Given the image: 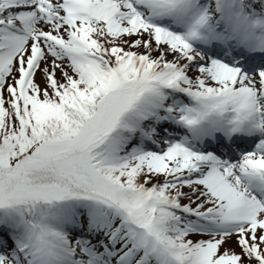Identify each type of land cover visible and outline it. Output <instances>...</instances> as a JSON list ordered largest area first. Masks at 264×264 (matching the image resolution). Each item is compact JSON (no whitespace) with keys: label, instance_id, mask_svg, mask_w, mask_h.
I'll return each mask as SVG.
<instances>
[{"label":"snow or ice","instance_id":"obj_1","mask_svg":"<svg viewBox=\"0 0 264 264\" xmlns=\"http://www.w3.org/2000/svg\"><path fill=\"white\" fill-rule=\"evenodd\" d=\"M0 264H264V0H0Z\"/></svg>","mask_w":264,"mask_h":264},{"label":"rangeland","instance_id":"obj_2","mask_svg":"<svg viewBox=\"0 0 264 264\" xmlns=\"http://www.w3.org/2000/svg\"><path fill=\"white\" fill-rule=\"evenodd\" d=\"M169 58H171V57H169ZM189 74L191 75L192 72H190ZM37 80H38L41 84H43V79H42V77H41L39 74H38V76H37ZM185 190H187V189H185ZM182 202H186V201H182ZM226 247H235V245L232 244V243H230L229 245H226ZM237 251H239V249H237Z\"/></svg>","mask_w":264,"mask_h":264}]
</instances>
